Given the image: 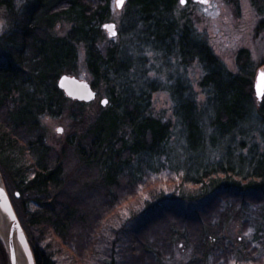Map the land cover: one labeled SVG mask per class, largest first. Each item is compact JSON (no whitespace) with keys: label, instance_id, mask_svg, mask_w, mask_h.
I'll use <instances>...</instances> for the list:
<instances>
[{"label":"trees","instance_id":"1","mask_svg":"<svg viewBox=\"0 0 264 264\" xmlns=\"http://www.w3.org/2000/svg\"><path fill=\"white\" fill-rule=\"evenodd\" d=\"M112 1L0 0V172L36 264H64L67 252L74 258L76 250L84 256L95 246L99 250L102 242L106 255L101 264H163L176 239L192 247L194 260L189 264H231L236 249L223 235L231 211L264 205V100L257 109L250 56L241 51L239 71L233 73L197 38L191 21L175 17L179 0H130L129 9L148 35L152 51L164 49L168 57L175 54L181 66L202 68L199 87L206 99L200 107L182 81L164 87L158 82L128 85L123 77L131 66L118 48L110 45L104 54L101 51ZM63 23L70 25L66 35L57 29ZM258 30L264 31V20ZM80 52L93 89L104 83L118 91L111 96V108L92 122L89 147L77 145L70 157L86 169L95 168L96 177L86 169L78 173L86 184L82 189L80 181L65 185L63 158L46 145L40 121L74 109L72 116L83 120L86 105L67 99L58 86L64 75L77 77ZM162 90L170 95L192 154L199 152L204 133L229 142L245 136L253 115L262 127V154L251 152L254 164L248 170L244 159L239 165L195 164L187 171L173 167L167 157L172 124L148 116L153 94ZM114 114L120 117L112 123ZM126 130L131 141L126 135L118 138ZM134 158L141 165L140 175L133 172ZM154 184L173 191L165 197L160 195L165 191H152ZM128 192L130 200L146 195L154 201L131 216L128 229L115 231L118 238L112 247L110 234L103 233L110 224L102 209ZM257 237L261 250L244 240L249 255L245 264H264L263 229ZM0 264H10L2 244Z\"/></svg>","mask_w":264,"mask_h":264},{"label":"rangeland","instance_id":"2","mask_svg":"<svg viewBox=\"0 0 264 264\" xmlns=\"http://www.w3.org/2000/svg\"><path fill=\"white\" fill-rule=\"evenodd\" d=\"M116 1H112V18L107 23L115 24L118 35L116 38H110L108 32L104 31L105 41L101 45V51L104 54L106 48L110 47V45L118 48L124 58L123 61L127 63V66H131L129 72L124 74L123 78L125 82L128 85H148L152 82H158L164 87L165 85H171V82L182 81L187 87L192 89L198 105L203 107L206 97L199 87L203 74L202 68L197 64L185 68L181 66L175 54L172 57H168L167 53L163 51L164 49L152 51L148 46V35L129 9L130 0H126L121 10L117 9ZM185 1L186 4L183 5L181 0H179L175 17L178 20L185 19L191 21L197 38L207 42L220 61L233 73H238L239 71V53L241 51L248 52L254 73L253 85H255L259 72L264 71V31L259 33L260 31L258 30L260 22L264 20V0H233L232 2L231 0H209L207 4L194 3L192 0ZM57 29L61 35H66L69 32L70 25L66 23L59 24ZM77 73V79L93 85V78L85 65L84 52H80ZM95 91V101L84 103L86 106L83 108L85 112L83 120H78V118L72 116L76 109L71 110L68 114L65 113L59 118L43 116L40 119L46 135V145L63 158L62 163L65 166L62 171L63 180L65 181V185H70L71 187L74 182L80 181L77 175L86 168L79 162L74 163V159L70 157L74 158L77 145L83 144L84 147H89V142L91 144L92 140L89 139L91 135L88 134L90 127L97 117L111 108L112 103H110V99L112 98V94L113 96L118 94V91H115L114 87L104 83H100ZM105 100L108 103L104 107L102 106V102ZM254 100L258 109L263 101L259 102L256 95H254ZM10 103L12 106L13 102L10 101ZM114 116L112 117V123H115L120 117L117 114H114ZM148 116L172 124L167 157L173 167L183 168L186 171L189 167L193 170L196 167L195 164L207 165L232 161L239 165L243 159L245 164L243 165L248 170L254 164L251 161V152H256L257 157H259L263 151L262 127L256 115H253L247 123V133L245 136H235V140L229 142L231 139L218 140L204 133L202 137L203 144L199 152H194L193 154L187 147L186 134L182 126L175 118L174 106L167 91L162 90L153 94ZM207 119L204 118V124H206ZM98 126L103 127L104 124L98 123ZM59 130H62L61 133L58 132ZM129 132V130H126L119 133L118 138L121 139L126 135L125 137L131 141ZM131 161L133 172L136 175H140L142 171L140 163L136 162L137 159L135 158ZM87 174L96 177L95 168L87 171ZM164 176L166 175L160 177L163 178ZM153 180L155 181L156 179L153 177ZM85 185V183H81L80 181L78 188L82 189ZM154 186L152 191H158L157 194L165 191L160 194L165 197H169L171 195L170 191H173L168 186L164 187V184H161L160 187H156L155 184ZM129 193L122 196L114 205L110 203V206L102 209L103 215L107 216L108 223L110 224L108 228L109 233L108 231L103 232L105 237L110 234L109 239L112 238L110 246L114 245V241H117L116 232L121 233L123 230L128 229L125 224L132 221L130 219L131 216L137 215L149 204V196L143 195L142 198L130 200L127 196ZM13 194L12 196L15 198L17 192ZM77 194L78 196L81 195L80 193ZM153 201H150V203ZM228 219L223 235L228 238L236 249L235 257L230 263L245 264L249 260V255L244 245L246 238L249 241L251 240L253 247L258 250L262 249V240L257 239V235L261 229L264 230V205L261 207H243L231 211L230 218ZM102 247L103 242L100 244L99 250L98 246H95L84 256L81 251L78 253L76 250L74 254L76 258L67 252L68 262L64 261L66 262L64 264H101L106 255V250L105 248L101 249ZM91 251L92 253H90ZM133 255H136V252ZM193 257L192 247L186 241L176 239L171 256L163 264H189L194 260Z\"/></svg>","mask_w":264,"mask_h":264},{"label":"water","instance_id":"3","mask_svg":"<svg viewBox=\"0 0 264 264\" xmlns=\"http://www.w3.org/2000/svg\"><path fill=\"white\" fill-rule=\"evenodd\" d=\"M201 0H193L194 3L206 4ZM126 0H123V6L117 4V9L121 10L124 7ZM183 5L186 4L182 3ZM104 30L108 32L110 38H116L118 32L113 23H108L104 26ZM264 71H260L256 83L254 85L255 95L259 102L264 99ZM59 89L64 92L66 97L73 101L84 103H92L96 99V93L90 84L81 81L76 77L64 75L59 79ZM108 101H103L102 106H106ZM61 133V130L58 131ZM0 242L4 245L10 259V264H18L17 256L19 255L23 264H36L33 250L30 246L28 237L22 224L15 212L11 199L9 197L3 176L0 172Z\"/></svg>","mask_w":264,"mask_h":264},{"label":"snow or ice","instance_id":"4","mask_svg":"<svg viewBox=\"0 0 264 264\" xmlns=\"http://www.w3.org/2000/svg\"><path fill=\"white\" fill-rule=\"evenodd\" d=\"M201 2H206V0H201ZM181 3H185V0H181ZM117 4H118V6L122 7L123 6V0H117ZM262 75H264V74H262Z\"/></svg>","mask_w":264,"mask_h":264},{"label":"bare ground","instance_id":"5","mask_svg":"<svg viewBox=\"0 0 264 264\" xmlns=\"http://www.w3.org/2000/svg\"><path fill=\"white\" fill-rule=\"evenodd\" d=\"M17 261H18V264H23V260L19 255L17 256Z\"/></svg>","mask_w":264,"mask_h":264}]
</instances>
